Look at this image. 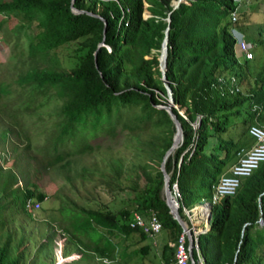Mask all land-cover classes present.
I'll return each mask as SVG.
<instances>
[{"label": "trees", "instance_id": "16d2710c", "mask_svg": "<svg viewBox=\"0 0 264 264\" xmlns=\"http://www.w3.org/2000/svg\"><path fill=\"white\" fill-rule=\"evenodd\" d=\"M172 1L0 0V14L12 16L19 26L12 38L2 37L11 43L12 53L7 81L0 82V96L9 95L0 105V150L5 151L0 156V214L22 209L36 219L45 193L31 175L51 172L72 187L74 177L87 181L95 173L88 165L76 167L80 157L100 152L111 138L128 144L130 137L151 129L154 133L143 149L146 162L137 167L140 172L133 173L131 183L121 187L133 212L85 208L68 198L59 207V229L42 219L74 243L62 245L63 257L76 251L78 260L98 254L101 263L124 262L137 252L145 254L148 245L126 253L121 241L99 230L120 239L134 232L140 240L150 239L129 227L128 219L151 210L164 231L162 244L154 237V244H161L160 264H174L181 228L164 202L159 170L174 126L165 110L155 107L166 103L158 54L168 26L164 76L182 138L166 157L164 169L169 187L177 188V211L186 220L182 207L211 203L208 229L197 235L203 264H264V160L240 178L232 195L211 202V185L227 172L236 152L252 142L248 126L257 123L264 129V66L254 70L250 60L235 53L232 30L239 28L240 7L232 0H181L173 9ZM71 4L83 12H72ZM143 11L148 13L145 18ZM32 25L36 31L28 33ZM99 42L103 45L97 48ZM217 78L233 93L222 81L216 83ZM230 116H241L244 128L227 138L223 134L235 126L227 125ZM110 168L118 176L121 164L111 161ZM140 177L143 182H138ZM172 197L176 203L174 193ZM27 199L38 207H25ZM91 233L97 235L89 244L83 239L91 241ZM8 242L7 237L0 241V264H28L23 263V251L21 259L20 250ZM44 243L38 244V253L50 250ZM190 253L195 259V251Z\"/></svg>", "mask_w": 264, "mask_h": 264}, {"label": "rangeland", "instance_id": "374dc122", "mask_svg": "<svg viewBox=\"0 0 264 264\" xmlns=\"http://www.w3.org/2000/svg\"><path fill=\"white\" fill-rule=\"evenodd\" d=\"M249 6L243 10L238 15V27L243 32L237 35L244 43L248 41L253 45L252 47V58L248 59L254 70L259 69L264 66V0H250ZM143 18L148 16V13L143 11L141 13ZM0 19L2 20V26L0 28V82L4 83L7 78L4 74L9 73L7 69L8 56L12 53L11 43L6 44L2 37L12 38V34L19 29L16 20L12 16H7L5 14H0ZM28 28L26 31L28 33H34L36 28ZM6 34V35H5ZM245 34V35H244ZM11 40V39H10ZM70 47L74 44L70 43ZM236 55H240V50L235 47ZM237 55V56H238ZM42 66L41 64L39 65ZM241 87V86H240ZM244 90L240 88V90ZM244 92V91H243ZM9 95L0 96V105L7 99ZM256 108V105L251 107ZM242 108V113H244ZM181 110H179L180 112ZM1 117V116H0ZM242 119L241 116H230L227 125L235 124L233 128H229L227 133L223 136L229 138L235 137L244 128V125L240 123ZM0 123L4 125V122L0 120ZM193 125H196L194 122ZM153 130H147L143 133L137 134L136 137H130V142L126 144L125 142L116 141L114 143V138L109 141L108 147H104L100 152L92 154L90 156H82L78 159L76 167L89 166L95 170V173L89 177L87 181H83L80 177H74L72 179V187H70L65 181L57 176H54L51 172L42 173L39 172L36 175H31L30 180L39 186V189L45 193V199L40 204V209L36 212V219L30 218L26 213V210L9 208L2 211L0 214V241L9 238L8 244L12 247L15 246L17 250H20L21 259L22 251L24 253L23 263L28 264H54L60 261V258H64L61 255V247L63 244H74L67 238L60 237L61 231L58 230L57 226L58 220L60 219L59 207L61 202L66 201L68 198L75 202L78 206H83L85 208L97 209L108 211L111 213L117 212L121 208H125L133 212V204L127 199L126 190H122L121 187H127L132 180L133 173L140 172L137 168L140 164L146 162L143 159L146 140L151 138ZM14 137V135L12 136ZM180 142V141H179ZM4 145V144H3ZM6 151V160L11 161V156L7 146H4ZM5 151L0 150V156L3 155ZM120 162L121 169L118 170L119 175L114 176L111 168L110 162ZM156 165V160L154 161ZM1 164V159H0ZM102 172L104 175H100ZM117 172V173H118ZM114 177V178H113ZM117 177V178H115ZM138 182H143V178H139ZM20 186V182H18ZM177 189V188H175ZM164 197V195H163ZM176 203L180 204V200L177 199ZM198 203H194L196 205ZM192 205V206H193ZM191 206V207H192ZM26 207V205H25ZM190 207V208H191ZM206 208V207H201ZM129 211V212H130ZM183 214L184 211L182 210ZM131 214V213H130ZM181 217V216H180ZM48 221L52 226L58 229H52V226L45 223ZM1 221H4L1 224ZM261 218H258V222H261ZM198 223V221H197ZM190 225V223H188ZM187 225V228L189 227ZM197 227V224H196ZM207 230V229H206ZM104 236L112 238L113 241H121L120 246H124L126 253L133 250H139L140 247L148 245V251L143 254L137 252L134 256L125 258L124 262H120L118 259L110 261L109 263H101L98 260L99 255L94 254L93 258L89 261L78 260L79 253L72 252L73 255L69 260H62L59 264H160L161 258L159 255L161 242L164 239V231L160 230L158 235L155 237V242L161 244H150L151 240L145 238L144 240L139 239V234L134 232L129 234L127 237L120 239L114 236V232L107 233L104 230H99ZM98 231V232H99ZM97 234L91 233V241L88 239H83L86 243L92 244V237ZM45 242L44 244H49L40 253L37 252L38 244ZM149 243V244H148ZM98 244H101L99 242ZM69 256V255H67ZM65 256V257H67ZM73 258V259H72Z\"/></svg>", "mask_w": 264, "mask_h": 264}, {"label": "built area", "instance_id": "2783aa9c", "mask_svg": "<svg viewBox=\"0 0 264 264\" xmlns=\"http://www.w3.org/2000/svg\"><path fill=\"white\" fill-rule=\"evenodd\" d=\"M236 1L239 2V0ZM230 19L231 21H235V10L230 12ZM124 24L126 23L124 22ZM232 31L233 37L236 40V47L239 45L243 57L245 59L252 58V44L249 41L248 43H244V41L237 36L240 33L235 30ZM233 79H231V81H233ZM220 81H222L229 93H233L229 90V85L224 83L223 79L217 78L216 83H220ZM247 134L252 138V143L248 147H241L236 152V159L228 167L227 172L220 175L217 181L211 185V190L213 191L211 202H214L219 197L232 195L239 184L240 178L248 176L251 171L264 160V129L257 123L250 124L247 128ZM176 195H178V193L175 189V198ZM25 202L26 207H38V204L32 202L30 199H27ZM207 204L211 203L201 201L191 208L182 207L187 218V220H184L186 228L181 230L174 243V264H203L202 257L198 252L197 235L208 229V225L206 224L208 211L207 208L202 212H199L197 209L202 206L206 207ZM128 220L129 227L139 228L151 239V243H155L154 237L160 232L161 223L153 211L149 210L146 214L135 212L130 215ZM188 223H190V225ZM187 225H189L188 228ZM188 233H191V248L187 245ZM192 249L195 251V259L192 258L190 253Z\"/></svg>", "mask_w": 264, "mask_h": 264}, {"label": "water", "instance_id": "95a60500", "mask_svg": "<svg viewBox=\"0 0 264 264\" xmlns=\"http://www.w3.org/2000/svg\"><path fill=\"white\" fill-rule=\"evenodd\" d=\"M180 1L181 0H173L172 3H171L172 9L175 8V7H177V5H178V3ZM70 2L72 3V0H70ZM70 9L74 13L83 12L82 10L75 9L72 6V4L70 5ZM87 13L88 14H91L89 12H87ZM165 21L167 23H169V12L167 13V17L165 18ZM104 24H105V22H104ZM167 29H168V26H166L165 29H164L163 39L161 41L160 49H159V54H158V67H159V71H160V79H161L162 85H163V87L165 89L166 103L165 104L155 105V107L161 108V109L165 110V112L167 113L169 119L171 120V122H172V124L174 126V133L172 135V139H171L170 146L164 152V154H163V156L161 158V161L159 163V170L161 171L162 180H163L162 189H163V195H164V202H165L166 206L168 207L169 213L171 214L172 218L178 223V225L180 226L181 230H183V229L186 228L185 223H184V220L180 217V215H179V213L177 211V208H178L177 203H173L172 197H171V194L172 193H175L176 185L173 184L171 187H169V184H168V173L164 169V162H165L166 157L180 143V142H178V138L177 137L180 138V141H181V138H182V132H181L180 122L177 120L176 116L174 115V113L171 110V105L173 104L172 103V99H171V91H170V89L168 88V86L166 84L165 76H164V73H165V57H166V42H167ZM102 45H103V43L102 42H99L97 44V48L100 47V46H102ZM197 124H198V121H197L196 125ZM195 127L196 126H194V128ZM206 208H207V211H208L207 217H206V224L208 225L209 218H210V204H207ZM187 245H188L189 248H191V233H188V236H187ZM69 259H71L70 256L69 257H64V258L61 257L60 258V261H62V260H69ZM60 261H57L54 264H59Z\"/></svg>", "mask_w": 264, "mask_h": 264}, {"label": "crops", "instance_id": "0c3cea01", "mask_svg": "<svg viewBox=\"0 0 264 264\" xmlns=\"http://www.w3.org/2000/svg\"><path fill=\"white\" fill-rule=\"evenodd\" d=\"M232 3H235L237 6H239L240 7V9H239V12L241 13V12H243V10L245 9V8H247L248 6H249V4H251L250 3V0H248V1H245V0H239V2H237L236 0H232ZM235 23H236V21H234ZM232 24H233V21H232ZM239 29V28H238ZM237 29V27H233V30H235V31H237V32H239L240 34H242L243 35V32L239 29L238 30ZM245 35V34H244ZM238 46V48H239V45H237ZM252 47H253V45H252ZM239 50H240V48H239ZM251 51H252V49H251ZM236 53V52H235ZM238 55V54H237ZM241 56H243L242 55V53H241V51H240V55H238V57H241ZM244 58V57H243ZM245 59V58H244ZM251 59V58H250ZM252 141V140H251ZM252 143V142H251ZM250 143V144H251ZM249 144V145H250ZM246 147H248V146H246ZM197 219V218H196ZM187 220V219H186Z\"/></svg>", "mask_w": 264, "mask_h": 264}, {"label": "bare ground", "instance_id": "6f19581e", "mask_svg": "<svg viewBox=\"0 0 264 264\" xmlns=\"http://www.w3.org/2000/svg\"><path fill=\"white\" fill-rule=\"evenodd\" d=\"M177 138H178V137H177ZM177 143H178V142H177ZM171 197H172V194H171ZM172 201H173V203H175L174 200H173V197H172ZM202 207H203V206H202ZM198 209H199V210H202V209H204V208L201 209V207H200V208H198Z\"/></svg>", "mask_w": 264, "mask_h": 264}]
</instances>
